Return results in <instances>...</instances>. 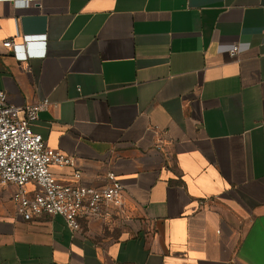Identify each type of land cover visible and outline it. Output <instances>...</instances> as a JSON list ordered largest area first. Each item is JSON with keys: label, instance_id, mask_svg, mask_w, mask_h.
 I'll return each instance as SVG.
<instances>
[{"label": "crops", "instance_id": "obj_1", "mask_svg": "<svg viewBox=\"0 0 264 264\" xmlns=\"http://www.w3.org/2000/svg\"><path fill=\"white\" fill-rule=\"evenodd\" d=\"M0 90L124 186L77 230L0 188V264H264V0H0Z\"/></svg>", "mask_w": 264, "mask_h": 264}, {"label": "built area", "instance_id": "obj_2", "mask_svg": "<svg viewBox=\"0 0 264 264\" xmlns=\"http://www.w3.org/2000/svg\"><path fill=\"white\" fill-rule=\"evenodd\" d=\"M4 45L12 50L22 47L12 39H7ZM238 51V45H234L231 56ZM19 57L26 58L28 53ZM50 105L48 99L17 105L0 90V188L15 186L12 200L24 219L59 214L69 227L77 230L82 220L98 218L104 205L120 204L124 186L114 171L107 173L101 186L82 183L76 158L50 147L43 135L34 131L32 123ZM53 166L70 167L73 181L62 182L52 171Z\"/></svg>", "mask_w": 264, "mask_h": 264}]
</instances>
